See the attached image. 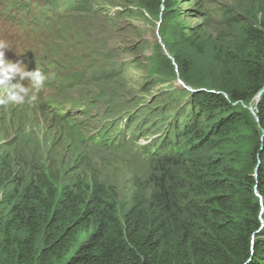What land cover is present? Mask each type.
<instances>
[{"label": "trees", "instance_id": "trees-1", "mask_svg": "<svg viewBox=\"0 0 264 264\" xmlns=\"http://www.w3.org/2000/svg\"><path fill=\"white\" fill-rule=\"evenodd\" d=\"M150 1L171 9L178 0ZM258 13L209 70L193 63L202 40L179 38L169 62L192 88L179 125L189 144L169 134L142 150L164 174L190 145L217 156L192 160L188 179L152 200L135 194L122 218L99 181L27 169L18 201L0 215V264H264V0Z\"/></svg>", "mask_w": 264, "mask_h": 264}, {"label": "rangeland", "instance_id": "rangeland-1", "mask_svg": "<svg viewBox=\"0 0 264 264\" xmlns=\"http://www.w3.org/2000/svg\"><path fill=\"white\" fill-rule=\"evenodd\" d=\"M90 1V19L104 28L119 52V71L100 83L62 84L60 99L65 110L72 106L71 118L38 111L31 104L0 105L4 115H0V215L18 201L27 169L44 170L59 180L71 174L99 181L122 218L135 194L152 200L179 179L187 180L192 160L205 164L217 156L210 148L190 145L188 154L167 165L164 174L142 150L153 149L152 144L169 134L173 142L189 144L179 125L184 121L186 91L192 88L169 62L179 38L194 32L202 40L203 51L193 63L197 69L209 70L217 56L241 38L243 26L258 24L262 0H178L171 9L153 0ZM85 12L72 17L77 30L83 28ZM103 87L96 95L94 90ZM51 92L43 90V94ZM247 145L243 142L233 148L242 150ZM6 160L9 177L1 170ZM173 189L169 193L183 191Z\"/></svg>", "mask_w": 264, "mask_h": 264}, {"label": "clouds", "instance_id": "clouds-1", "mask_svg": "<svg viewBox=\"0 0 264 264\" xmlns=\"http://www.w3.org/2000/svg\"><path fill=\"white\" fill-rule=\"evenodd\" d=\"M73 1L55 3L47 0L53 6V12H44L53 16L47 21H35L29 9L19 10L23 17L33 19L36 24H27L18 14L17 18L2 17L0 105L25 103L38 111L45 109L63 117L69 116L72 106L65 110L60 99L62 84L70 81L77 85L100 83L117 75L119 52L107 39L104 28L90 19L88 13L93 10L92 1L78 0L73 6L64 7ZM84 9L83 28L77 30L71 23L72 17L81 15ZM101 71L106 73L101 74ZM108 73L111 74L106 76ZM46 88L52 92L43 94ZM104 89L94 91L98 95Z\"/></svg>", "mask_w": 264, "mask_h": 264}, {"label": "water", "instance_id": "water-1", "mask_svg": "<svg viewBox=\"0 0 264 264\" xmlns=\"http://www.w3.org/2000/svg\"><path fill=\"white\" fill-rule=\"evenodd\" d=\"M260 96H261V92L257 95L258 100H259ZM255 107H256V105L255 106L251 105L250 109L252 110V112L255 115L256 119L259 120V117L257 116V114L255 112Z\"/></svg>", "mask_w": 264, "mask_h": 264}]
</instances>
